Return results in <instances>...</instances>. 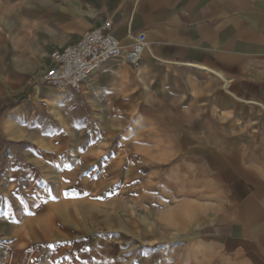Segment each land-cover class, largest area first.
Segmentation results:
<instances>
[{
	"label": "rangeland",
	"instance_id": "rangeland-1",
	"mask_svg": "<svg viewBox=\"0 0 264 264\" xmlns=\"http://www.w3.org/2000/svg\"><path fill=\"white\" fill-rule=\"evenodd\" d=\"M107 64L89 104L67 106L44 72L30 129L0 110V264H210L202 248L229 234L214 225L231 211L214 154L260 139L264 105L252 119L220 80L174 91L138 62ZM29 149L49 165L30 173Z\"/></svg>",
	"mask_w": 264,
	"mask_h": 264
},
{
	"label": "crops",
	"instance_id": "crops-1",
	"mask_svg": "<svg viewBox=\"0 0 264 264\" xmlns=\"http://www.w3.org/2000/svg\"><path fill=\"white\" fill-rule=\"evenodd\" d=\"M108 20L125 52L132 49V37L147 35L138 65L157 74L159 82L171 76L176 80L174 91L192 92L198 85L208 87L220 80L230 97L245 104L252 119L258 112L254 105H264V0H0L1 112L20 117L14 121L30 129L28 124L40 114L48 94L40 77L53 64L51 54L77 44ZM110 66L104 65L85 83L82 95L68 91L71 94L61 100L67 106L89 104V91L105 79L99 74ZM155 78L147 77L150 83H157ZM140 82L150 91L145 78ZM189 83L194 85L188 87ZM68 146L63 141L57 150ZM219 151L214 158L227 185L231 211L214 225L229 234L223 230L210 236L202 248L204 256L210 264H264V130L258 140L235 141ZM25 154L35 160L36 166H26L30 173L47 164L34 150Z\"/></svg>",
	"mask_w": 264,
	"mask_h": 264
},
{
	"label": "built area",
	"instance_id": "built-area-1",
	"mask_svg": "<svg viewBox=\"0 0 264 264\" xmlns=\"http://www.w3.org/2000/svg\"><path fill=\"white\" fill-rule=\"evenodd\" d=\"M132 49L125 52L114 35V23L106 21L102 26L86 32L75 45L54 51L52 66L45 71L42 82L56 89L82 95L85 83L108 62L124 57L129 62H138L147 45V35L134 37Z\"/></svg>",
	"mask_w": 264,
	"mask_h": 264
},
{
	"label": "bare ground",
	"instance_id": "bare-ground-1",
	"mask_svg": "<svg viewBox=\"0 0 264 264\" xmlns=\"http://www.w3.org/2000/svg\"><path fill=\"white\" fill-rule=\"evenodd\" d=\"M205 71H209L208 69L206 70L205 69ZM214 73V75H216L217 77H219L220 79H222V81L224 80V78H223V76L221 75V74H219V73H216V72H213ZM224 81H226V80H224ZM223 81V82H224ZM226 83V82H225Z\"/></svg>",
	"mask_w": 264,
	"mask_h": 264
},
{
	"label": "snow or ice",
	"instance_id": "snow-or-ice-1",
	"mask_svg": "<svg viewBox=\"0 0 264 264\" xmlns=\"http://www.w3.org/2000/svg\"><path fill=\"white\" fill-rule=\"evenodd\" d=\"M171 211H175V210H171ZM170 214V212H166V213H164V215H169Z\"/></svg>",
	"mask_w": 264,
	"mask_h": 264
}]
</instances>
